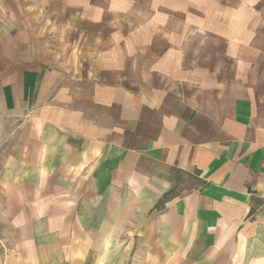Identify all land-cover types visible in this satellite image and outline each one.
Instances as JSON below:
<instances>
[{
    "label": "crops",
    "instance_id": "0c3cea01",
    "mask_svg": "<svg viewBox=\"0 0 264 264\" xmlns=\"http://www.w3.org/2000/svg\"><path fill=\"white\" fill-rule=\"evenodd\" d=\"M13 33L0 27V264L78 262L75 238L115 247L131 230L155 262L264 264V75L190 99L107 74L58 32L37 49Z\"/></svg>",
    "mask_w": 264,
    "mask_h": 264
},
{
    "label": "rangeland",
    "instance_id": "374dc122",
    "mask_svg": "<svg viewBox=\"0 0 264 264\" xmlns=\"http://www.w3.org/2000/svg\"><path fill=\"white\" fill-rule=\"evenodd\" d=\"M0 27L14 32L4 39L9 45L34 41L36 49L58 32L52 41L87 51L82 58L107 74L190 99L202 94L208 79L242 71L264 75V0H0ZM2 132L0 126V178L10 152ZM3 199L0 193V204ZM6 225L0 222V233H7ZM141 238L135 230L121 231L119 246H85L75 238L77 246L65 249L80 258L70 264H177L155 262Z\"/></svg>",
    "mask_w": 264,
    "mask_h": 264
}]
</instances>
